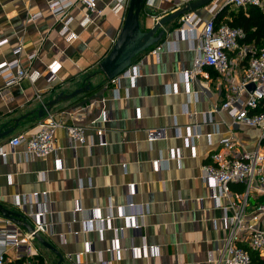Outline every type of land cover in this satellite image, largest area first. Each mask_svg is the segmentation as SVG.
<instances>
[{
	"label": "crops",
	"instance_id": "crops-1",
	"mask_svg": "<svg viewBox=\"0 0 264 264\" xmlns=\"http://www.w3.org/2000/svg\"><path fill=\"white\" fill-rule=\"evenodd\" d=\"M117 1L99 0L104 15L86 27L81 25L84 9L77 7L70 28L78 37L68 40L61 34L62 25L52 16L48 0H0V40L8 39L0 46V62L19 58L25 67L42 74L34 83L24 79L0 95V130L16 128L0 140V149L8 151L6 157L0 155V203L17 210L15 201L19 198L47 191L41 201L49 212V229L42 237L62 253V264H101L99 253L109 258L108 249L114 245L120 246L121 258L114 259L113 264H213L228 229L221 221L223 211L215 206L203 179V166L211 163V155L220 148L223 137L235 134L247 149H254L260 130L235 126L220 108L226 84L214 68L204 67L190 81L182 71L192 67L199 43L196 38L204 22L216 18L228 5L226 0H215L185 13H196L202 20L193 36L177 32L184 14L163 25L165 34L159 42L133 59L142 74L133 85L127 77L113 83L99 73V63L115 43L127 13L125 7L114 11ZM191 1L154 0L153 7L142 13L147 22L146 29L142 28L150 29L157 23L156 17L162 19ZM215 4L218 7L212 12ZM35 14L38 17L29 20ZM227 14L225 20H230L231 11ZM167 42L159 57L150 54L151 48ZM19 46L22 50L16 53ZM33 54L35 58L30 61ZM237 56V51L231 55L232 59ZM54 62L60 68L56 80L49 82L45 76ZM244 64L240 62L234 79L242 75ZM88 81L89 91L58 101L44 117L52 115L67 125L85 127L93 145L73 150L67 129L60 127L55 132L56 151L47 157L29 159L24 146L10 152L12 137H30L36 131L43 117L38 116L40 109ZM189 128L201 136H193L187 145ZM155 129H162L163 134L151 143L148 133ZM101 137L106 145L99 144ZM174 152H180L181 159H172ZM231 188L235 194L245 191L243 184H232ZM260 198L264 197H253L252 205L260 203ZM79 201L84 212L72 222ZM129 201L145 211L141 229H126L116 242L113 227L125 225L116 217L102 237L96 231L83 232L80 219L90 210L98 208L106 214L112 202L117 214L119 207L129 211ZM76 230L81 232L79 236ZM144 242L158 247V253L134 256L130 247ZM34 249L37 264H56L60 259L38 239ZM8 255L15 260L18 251L10 248Z\"/></svg>",
	"mask_w": 264,
	"mask_h": 264
},
{
	"label": "built area",
	"instance_id": "built-area-1",
	"mask_svg": "<svg viewBox=\"0 0 264 264\" xmlns=\"http://www.w3.org/2000/svg\"><path fill=\"white\" fill-rule=\"evenodd\" d=\"M129 1L118 0L113 8L114 11H119L123 7L128 9ZM48 3L52 16L62 25L61 34L68 40L78 37L70 28L75 20L73 11L77 7L81 6L84 9L85 16L81 20L83 27L94 23L96 18L104 15V8L99 7V0H48ZM225 4L236 8L254 5L264 9V0H226ZM153 5L154 0H146L145 10H150ZM217 7L215 4L211 11H215ZM37 17L38 14L32 15L29 20ZM155 19L156 22L160 20L158 17ZM201 22V18L196 13L184 14L177 32L181 36L186 33L193 36ZM244 36L245 32L242 28L233 27L227 23L218 25L215 17L206 20L201 33L196 38L199 43L196 46L192 67L182 71L186 80L190 81L201 73L204 67L214 68L226 84L220 108L231 116L235 126L244 125L260 130V136L254 149H247L235 134L223 137L220 140V148L211 155V163L203 166V179L211 189V198L215 206L222 209L221 221L228 229L223 246L220 248L218 257L213 259V264H250L251 251L264 255V202L255 205L251 202L253 197H264V47L259 49L253 44H242L241 40ZM7 42L8 39L0 40V46ZM168 43L151 48L150 54L159 57L165 45H169ZM21 50L22 46H19L15 52L19 53ZM235 51L238 54L237 60L231 57ZM34 58V54L29 57L30 61ZM240 62L245 64L242 75L236 80L234 73ZM59 68L58 62L49 66L45 76L49 82L56 80ZM41 76L39 71H31L25 67L19 58L1 61L0 95L24 79L28 78L34 83ZM121 76L127 77L135 85L142 76L140 65L132 62L121 75L108 81L117 83ZM250 84L255 86L253 90L249 89ZM44 110L46 111L47 108ZM210 117L212 119V116ZM60 127L67 129L69 143L73 150H77L80 145H93L87 139L85 127L78 124L67 125L61 119L49 115L43 116L38 121L37 129L30 137L24 135L12 137L9 141L10 152L15 153L18 147L24 146L25 155L29 159L49 156L56 151L55 132ZM162 134V129L149 130L148 141L152 143ZM193 136L198 138L201 134L197 131L192 132L189 128L185 136L187 145H190ZM99 144L106 145L104 137H101ZM0 155L6 157L8 151L0 149ZM171 158L181 159L180 152H174ZM156 163L158 167V162ZM235 183L243 184L245 191L235 194L231 188V185ZM134 186L131 185V187ZM46 196L47 191H35L15 201L17 209L15 211L34 219L32 232L0 214V264L38 263L34 249L35 233L42 235L49 229V223L46 221L49 212L45 208V203L41 201V197L46 198ZM32 206H35L36 210H29ZM136 207L133 201H129L127 204L129 211L124 207H119L117 214L112 202L106 214H102L98 208L92 209L85 218L80 219L83 232L96 231L102 237L112 221L120 217L125 221V225L113 227L115 241L118 242L126 229H141V219L146 214L145 211L138 210ZM83 212L84 208L79 201L73 210L72 222L78 221L79 214ZM214 225H217V221H214ZM74 233L76 236L81 234L79 230ZM10 248L18 251L15 260L8 255ZM92 250L93 244L90 243L89 251ZM130 251L137 257L149 256L157 254L158 247L144 242L141 245L133 244ZM108 253L109 258H104L103 253H99L101 264H113L114 259L121 258L119 245L108 249ZM17 259L21 262L16 261ZM69 259H73L72 255H69Z\"/></svg>",
	"mask_w": 264,
	"mask_h": 264
},
{
	"label": "water",
	"instance_id": "water-1",
	"mask_svg": "<svg viewBox=\"0 0 264 264\" xmlns=\"http://www.w3.org/2000/svg\"><path fill=\"white\" fill-rule=\"evenodd\" d=\"M215 0H194L191 1L186 7L176 11L162 19H160L153 27L148 30H144L141 24V16L145 10L146 0H130L127 9L126 17L122 29L113 44L109 53L99 63V73H102L106 80H112L115 77L121 75L133 62V59L142 52L146 51L152 45L159 42L164 36L165 31L162 30L163 25L167 22L180 18L183 14L198 10ZM93 74L89 75L91 78ZM254 85L250 84L249 89L253 90ZM91 89V82L88 81L83 87L76 89L73 93L68 95H62L57 100L52 101L47 106V109H51L58 101L63 99L73 98L83 92ZM45 110L40 109L38 116L42 117L45 115ZM16 128L12 127L8 130H0V140L11 134ZM0 214L7 217L19 225L23 226L25 230L32 232L34 219L24 215L21 212L6 208L0 203ZM35 238L40 240L44 245L52 249L60 257L56 264H62L64 256L60 251L55 249L52 244L47 242L40 233H35Z\"/></svg>",
	"mask_w": 264,
	"mask_h": 264
},
{
	"label": "trees",
	"instance_id": "trees-1",
	"mask_svg": "<svg viewBox=\"0 0 264 264\" xmlns=\"http://www.w3.org/2000/svg\"><path fill=\"white\" fill-rule=\"evenodd\" d=\"M230 5L225 6L220 14L216 17L218 25L227 23L233 27L242 28L245 36L242 38V44H253L257 48L264 47V9L254 5L236 8L231 10ZM231 11V19L225 20L228 15L227 12ZM236 184V183H235ZM240 184V183H237ZM264 202V198H260ZM250 264H264V255L257 251H251Z\"/></svg>",
	"mask_w": 264,
	"mask_h": 264
},
{
	"label": "rangeland",
	"instance_id": "rangeland-1",
	"mask_svg": "<svg viewBox=\"0 0 264 264\" xmlns=\"http://www.w3.org/2000/svg\"><path fill=\"white\" fill-rule=\"evenodd\" d=\"M141 23H142V27L144 28V29H146V25H147V22L145 21V17H144V15H142L141 16ZM108 81V80H107Z\"/></svg>",
	"mask_w": 264,
	"mask_h": 264
}]
</instances>
